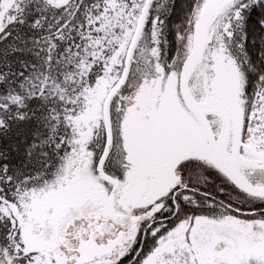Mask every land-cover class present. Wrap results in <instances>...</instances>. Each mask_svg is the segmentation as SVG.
Wrapping results in <instances>:
<instances>
[{
	"label": "snow or ice",
	"instance_id": "snow-or-ice-1",
	"mask_svg": "<svg viewBox=\"0 0 264 264\" xmlns=\"http://www.w3.org/2000/svg\"><path fill=\"white\" fill-rule=\"evenodd\" d=\"M0 264H264V0H0Z\"/></svg>",
	"mask_w": 264,
	"mask_h": 264
}]
</instances>
